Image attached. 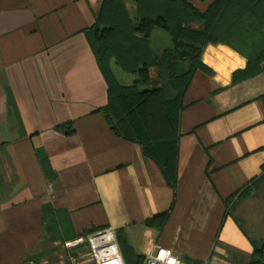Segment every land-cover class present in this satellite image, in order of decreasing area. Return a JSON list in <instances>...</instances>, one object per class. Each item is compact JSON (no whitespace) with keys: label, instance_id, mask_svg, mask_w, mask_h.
<instances>
[{"label":"crops","instance_id":"1","mask_svg":"<svg viewBox=\"0 0 264 264\" xmlns=\"http://www.w3.org/2000/svg\"><path fill=\"white\" fill-rule=\"evenodd\" d=\"M187 1L204 13L215 0ZM103 2L0 0V264L55 260L57 242L106 228L126 264L158 247L181 264H249L264 241V184L240 195L264 164V62L235 83L248 59L226 43L205 47L183 99L173 189L142 147L96 112L108 103L107 84L84 31ZM111 67L120 82L123 72ZM151 76L159 86L161 72ZM66 123L71 134L57 129ZM46 204L57 240L45 227ZM167 212L162 229L146 224Z\"/></svg>","mask_w":264,"mask_h":264},{"label":"trees","instance_id":"2","mask_svg":"<svg viewBox=\"0 0 264 264\" xmlns=\"http://www.w3.org/2000/svg\"><path fill=\"white\" fill-rule=\"evenodd\" d=\"M134 2L136 14L132 17L124 0H104L95 24L84 31L107 84L108 103L96 112L113 134L140 145L145 157L159 167L167 185L176 189L183 99L196 71L203 67L202 53L209 44L226 43L248 59L247 68L234 74L235 83L259 74L264 62V0H215L204 13L187 0ZM156 29L172 39V46L160 55L151 46ZM112 61L123 72L137 77L134 84L118 81ZM152 69L161 72L159 86L154 84ZM164 77L174 92L172 97L163 85ZM57 129L66 135L73 132L70 123ZM40 163L50 180H55L57 175L48 159L40 157ZM261 170V176L243 190L240 198L264 184V164ZM44 210L47 232L57 240L55 211L50 204ZM168 217V212L159 214L146 224L162 229ZM122 249L124 252V245ZM133 256L134 264L144 263L145 258ZM249 264H264V241L255 245Z\"/></svg>","mask_w":264,"mask_h":264},{"label":"built area","instance_id":"3","mask_svg":"<svg viewBox=\"0 0 264 264\" xmlns=\"http://www.w3.org/2000/svg\"><path fill=\"white\" fill-rule=\"evenodd\" d=\"M57 252V262H53L48 257H35L21 264H126L116 232L110 228L65 241L60 244ZM144 264H181V262L171 250L158 247L145 257Z\"/></svg>","mask_w":264,"mask_h":264},{"label":"rangeland","instance_id":"4","mask_svg":"<svg viewBox=\"0 0 264 264\" xmlns=\"http://www.w3.org/2000/svg\"><path fill=\"white\" fill-rule=\"evenodd\" d=\"M127 5H128V11L130 13V15L132 17L135 16L136 14V8L134 5V0H125ZM130 3L132 4V7L130 6ZM130 6V7H129ZM151 45L153 47V49L155 50L156 53H159L160 50L165 49L167 46H169V48L172 45V39L170 37V35L168 33H166L163 30L160 29H156L151 37ZM120 68V67H119ZM183 68V67H182ZM121 69V68H120ZM122 71V70H121ZM123 72V71H122ZM164 72L167 75V70L164 69ZM123 76L120 79V83L124 84V85H132L134 84V81L137 79V77L135 75H131V74H127V73H121ZM163 85L166 87L167 89V94L168 97H172L174 95V92L171 90L170 85L168 83V78L164 77V81H163ZM142 89H145V87H143ZM63 241H59L57 242V246H55V248H58L60 246V244H62ZM53 262H57L58 261V256L55 257V260L51 259Z\"/></svg>","mask_w":264,"mask_h":264}]
</instances>
